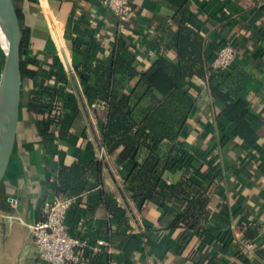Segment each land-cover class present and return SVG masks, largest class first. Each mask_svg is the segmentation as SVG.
Instances as JSON below:
<instances>
[{
    "label": "crops",
    "instance_id": "crops-1",
    "mask_svg": "<svg viewBox=\"0 0 264 264\" xmlns=\"http://www.w3.org/2000/svg\"><path fill=\"white\" fill-rule=\"evenodd\" d=\"M132 3L134 11L120 20L100 0H16L28 46L20 53L19 122L1 181L0 264H46L36 257L29 224L52 192L49 179L73 161L87 166L85 187L69 196L65 224L85 240L81 255L90 264H264V0ZM117 42L139 69L163 53L181 68V87L193 101L180 137L159 143L150 174L132 170L145 149L135 159L120 158L121 147L104 149V105L85 96L78 71L84 54L94 63ZM226 42L238 56L213 73L214 52ZM43 86L60 90L58 100L68 105L51 135L33 110L37 97H49ZM239 99L260 121L252 142L235 134L236 122L222 113ZM146 112L141 103L133 110L137 119ZM174 153L180 157L167 159ZM7 197L17 199L15 208ZM98 240L106 246L93 251Z\"/></svg>",
    "mask_w": 264,
    "mask_h": 264
},
{
    "label": "trees",
    "instance_id": "trees-1",
    "mask_svg": "<svg viewBox=\"0 0 264 264\" xmlns=\"http://www.w3.org/2000/svg\"><path fill=\"white\" fill-rule=\"evenodd\" d=\"M13 3L16 7V0H13ZM186 30L190 32L188 28ZM21 34L20 53L28 46L27 32L22 31ZM132 56L130 49L117 42L109 55L96 58L94 63L90 55L84 54L78 71L84 82L85 96L104 105L105 121L101 136L104 149L107 153H113L121 147L118 155L122 159H135L138 150L145 149L146 157L141 163L134 160L132 170L136 171V175L150 174L159 162V143L163 139L174 141L180 137L191 115L193 101L181 87V68L175 66L163 53H157L145 69H139ZM197 72L203 74L201 69ZM56 73L55 70L51 75L56 77ZM21 75H24L22 61ZM142 83L145 87L139 91ZM43 89L47 90L49 97H37L39 108L33 110L42 115L40 121L44 134L51 135L50 127H59L68 105L64 102L65 99L58 100L60 90L57 88L43 86ZM211 91L215 95L218 94L215 87H212ZM133 96H136V99L131 104ZM138 103L147 109L140 119L133 113ZM222 113L236 122L237 127L233 130L235 134L249 142L253 141V125L256 122L258 126L260 121L250 114L243 100L227 103ZM176 156L180 157V154H169L167 159H175ZM86 170L87 166L79 161L63 166L56 176L54 191L68 197L78 195L85 187L82 175ZM141 181V186L145 187L149 182L147 178H141ZM2 190L3 185L0 182V196ZM145 197L150 198L152 195ZM161 207L164 212H169L163 204ZM178 221V216H174L172 224Z\"/></svg>",
    "mask_w": 264,
    "mask_h": 264
},
{
    "label": "built area",
    "instance_id": "built-area-1",
    "mask_svg": "<svg viewBox=\"0 0 264 264\" xmlns=\"http://www.w3.org/2000/svg\"><path fill=\"white\" fill-rule=\"evenodd\" d=\"M100 2L120 20L134 11L132 0H100ZM238 53L237 48L230 42L218 46L210 62V71L213 73L225 71ZM103 154L104 149L101 147L99 156L102 157ZM49 181L52 192L44 201L41 216L29 224L36 257L46 264H90L82 259L81 255L86 244L85 240L70 234L65 224L72 198L54 191L55 178H50ZM7 202L12 208L18 203L15 197H7ZM101 246H106V243L98 240L92 250L98 251Z\"/></svg>",
    "mask_w": 264,
    "mask_h": 264
},
{
    "label": "water",
    "instance_id": "water-1",
    "mask_svg": "<svg viewBox=\"0 0 264 264\" xmlns=\"http://www.w3.org/2000/svg\"><path fill=\"white\" fill-rule=\"evenodd\" d=\"M21 36L13 0H0V182L9 163L19 122Z\"/></svg>",
    "mask_w": 264,
    "mask_h": 264
},
{
    "label": "rangeland",
    "instance_id": "rangeland-1",
    "mask_svg": "<svg viewBox=\"0 0 264 264\" xmlns=\"http://www.w3.org/2000/svg\"><path fill=\"white\" fill-rule=\"evenodd\" d=\"M0 58H1V51H0ZM0 61H1V59H0Z\"/></svg>",
    "mask_w": 264,
    "mask_h": 264
}]
</instances>
